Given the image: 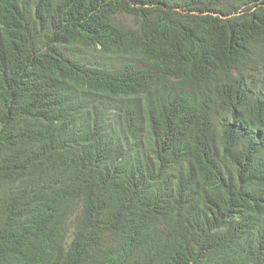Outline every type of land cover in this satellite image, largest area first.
Wrapping results in <instances>:
<instances>
[{
  "label": "trees",
  "instance_id": "16d2710c",
  "mask_svg": "<svg viewBox=\"0 0 264 264\" xmlns=\"http://www.w3.org/2000/svg\"><path fill=\"white\" fill-rule=\"evenodd\" d=\"M0 264H264V0H0Z\"/></svg>",
  "mask_w": 264,
  "mask_h": 264
}]
</instances>
